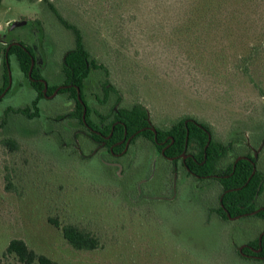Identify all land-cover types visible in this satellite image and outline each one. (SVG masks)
Wrapping results in <instances>:
<instances>
[{"label": "rangeland", "instance_id": "rangeland-1", "mask_svg": "<svg viewBox=\"0 0 264 264\" xmlns=\"http://www.w3.org/2000/svg\"><path fill=\"white\" fill-rule=\"evenodd\" d=\"M49 4L80 30L121 105L143 104L161 129L197 119L215 140L234 144L225 163L246 143L262 144L264 171V0H0V35L7 22L27 20L10 34L29 36L54 84L59 58L75 41ZM7 74L0 99V264H22L4 253L13 238L56 264H264L236 251L264 223L220 218L213 211L218 180L183 170L174 178L142 136L121 169L106 166L113 159L91 152L75 120L50 118L72 109L61 94L39 101L40 118L5 114L36 95L12 56ZM97 81L93 76L91 84ZM65 224L89 232L98 246L75 249L61 233Z\"/></svg>", "mask_w": 264, "mask_h": 264}, {"label": "trees", "instance_id": "trees-1", "mask_svg": "<svg viewBox=\"0 0 264 264\" xmlns=\"http://www.w3.org/2000/svg\"><path fill=\"white\" fill-rule=\"evenodd\" d=\"M50 9L54 12L58 20L68 29L75 37V47L70 50L65 57L64 66L69 82H73L79 88L82 81L88 73V64L94 67L98 66L87 51L80 30L74 25L67 23L57 13L53 5L49 4ZM11 53H15L19 61V66L25 73L28 72L30 61L21 47L13 46ZM33 75V74H32ZM36 89L41 90V84H33ZM71 96L76 100V89L71 88ZM36 108V101L33 102ZM22 112L31 116L29 108L20 109ZM82 108L77 102L74 117L80 121ZM88 114V113H87ZM115 118L119 121L111 131V124L105 126V134L110 135L107 145L123 138L124 131L126 134H134V139L142 136L149 140L158 150L163 146L166 156H178L187 154L189 148L193 149L192 157H187L185 166L189 171L204 177L217 174L215 178L221 187L220 202L224 208H227L230 215H238L244 212H251L255 209L257 196L262 191V175L256 169L251 161L241 158L236 162L221 164L226 157L228 150L233 146L231 142L223 143L212 137L208 138L211 133L209 128L202 122L191 117H182L173 122L167 128H150L147 120V110L141 103H134L130 107H120ZM190 118L192 120H190ZM88 121V119H87ZM6 143H12L10 139ZM230 145V146H228ZM254 161L253 158H251ZM224 165V166H221ZM218 212L223 219H227L222 208L218 207ZM255 217L264 220V209L254 214ZM61 233L66 241L75 249H94L98 246V240L89 232L71 224H65L61 227ZM264 247V235L261 239ZM257 246V238L250 241ZM4 253L13 255L22 264H56L43 254H38L30 249L22 239L13 238L7 244Z\"/></svg>", "mask_w": 264, "mask_h": 264}, {"label": "flooded vegetation", "instance_id": "flooded-vegetation-1", "mask_svg": "<svg viewBox=\"0 0 264 264\" xmlns=\"http://www.w3.org/2000/svg\"><path fill=\"white\" fill-rule=\"evenodd\" d=\"M23 20V19H22ZM9 21L6 23V32L2 35H0V53H1V58H0V99L7 94L8 91V83H9V77L7 74V69H8V64H9V59L12 56L15 58V60L18 63L19 66V61L17 59V56L15 53H11V48L13 46L21 47L22 50L25 52L26 56L28 57L30 61V66L29 70L27 73L21 70L20 66L19 69L23 74V77L27 78V83L30 88H32L35 92L36 95L35 97L31 100L29 105L23 106V107H6L4 109V113L7 114L8 112H14L25 119H37L41 117V111L39 108V101L42 98H53L54 96L61 94L63 96V100L67 102L68 106L70 103H73L72 109H69L66 111V109L63 112H60L58 116L55 117H50L53 120H57L62 123V121H65L67 119L75 120L76 123L81 127L80 129H77V131H81L82 134H84L88 140L92 143L93 148L91 152L93 154L97 153L98 151L102 152L100 153V158L102 160L103 153L109 155L111 157V161H103L106 163V166L108 167H117V169H121L123 166L121 160H125L128 154L130 153L129 151H135V147H137L139 144L137 143L138 139H140L141 136H138L137 138L134 139V134L128 135L126 134V130L124 131L123 138L120 140H117L116 142H113L111 145H107V141L110 139L111 132L109 134H105V126L107 124H111V131L113 130L114 126L119 122L115 116L118 113V110L120 107H130V106H124L121 105V93L116 89L112 84H110L106 78L107 76V70L104 67V64L100 61H97L95 57H93L90 52V59H93L98 66L94 67L91 64H88V73L84 77L82 81V86L79 88L76 84L73 82H69V79L67 78V74L65 71V66H64V60L68 52L74 47L65 51L61 57L59 58L60 61L58 62L57 68H56V73L54 74V84H50L47 79L44 77L45 71H44V63L42 62V54L40 55L35 51V45L34 42L29 40L28 35H24L22 37H13L11 36V31L16 28L9 29L10 26ZM19 27V26H18ZM73 33V32H72ZM74 35V34H73ZM75 41V37H74ZM84 43V41H83ZM59 63H60V68H59ZM33 74V75H32ZM103 76H102V75ZM47 76V75H46ZM53 76V75H52ZM95 76L98 81L97 83H94V86L91 84L92 82V77ZM39 83L41 84V90L39 91L34 87L33 84ZM71 88L76 89V100L71 96ZM36 101V108L33 105V102ZM95 105L92 106L91 102ZM77 102L81 105L82 112H81V117L80 121L78 120L77 117H74V113L77 107ZM102 107L106 108V111H103L101 109ZM24 108H29L30 112L32 113L31 116H28L24 112H22L20 109ZM105 110V109H104ZM88 113V114H87ZM88 119V121H87ZM147 120L149 123L150 128L154 131V126L151 124L149 120V116L147 113ZM190 120H192L190 118ZM171 125V124H170ZM63 132L69 133L68 128L62 127ZM155 132V131H154ZM75 132H73V135ZM144 138V137H143ZM208 138H211V133L208 134ZM147 140V139H146ZM149 141V140H148ZM229 143V142H227ZM62 144L65 145L63 142ZM233 144V143H232ZM230 146V145H228ZM77 147V146H76ZM155 147V146H154ZM166 146H163L161 150L156 149L159 152V156L161 159L166 161L168 164L171 166L172 170V175L175 178V175L177 172L179 173L180 170H183V172L186 174L188 177L193 176L195 178L199 179H204V178H210V179H215V177L218 176L217 174L214 175H209L208 177L200 176L197 175L191 171L188 170V168L185 166V161L187 157H192L193 155V149L189 148L187 154H182L181 157L178 156H166L164 154V149ZM245 149H248L249 151H246L245 149L239 150L238 153H236L232 159L231 162H236L241 158H245L249 161L252 162L254 165V170L258 169V164L260 161L261 157V151H262V144H259L258 146L254 147L250 143H246ZM138 148L136 149V151ZM234 144L233 146L228 150L226 157L229 153L234 152ZM104 151V152H103ZM130 155V154H129ZM225 157V158H226ZM225 158L222 160L221 164H228L231 162H224ZM254 161H252V159ZM122 164V165H121ZM167 164V165H168ZM224 166V165H221ZM121 167V168H120ZM168 170V167H167ZM261 172L262 175V191L261 193L257 196L258 198L261 196V203L260 205H255V209L251 212H244L238 215H230L228 212L227 208H224L223 205L220 202V193L218 196V204L213 211L220 217V213L218 212V207L222 208V211L226 214L227 219L225 220H233L238 217H243V216H254L255 213L258 211L264 209V171L262 169H258ZM167 172V171H166ZM164 185V182L162 184V187ZM220 186V185H219ZM161 187V188H162ZM165 187V186H164ZM221 188V187H220ZM165 188L161 189V193H165L166 191L164 190ZM174 189V184H172V192ZM258 218V217H257ZM223 219V218H222ZM224 220V219H223ZM261 222L264 223V220L259 218ZM264 226V225H263ZM264 235V228L261 230V234L257 237V246H254L250 243L249 240L244 241L241 243L239 246H236V251L237 253L244 258H252V259H263L264 260V247L262 245L261 239L262 236Z\"/></svg>", "mask_w": 264, "mask_h": 264}, {"label": "water", "instance_id": "water-1", "mask_svg": "<svg viewBox=\"0 0 264 264\" xmlns=\"http://www.w3.org/2000/svg\"><path fill=\"white\" fill-rule=\"evenodd\" d=\"M27 23V20H20V21H13L10 22L9 29H12L14 27L22 26Z\"/></svg>", "mask_w": 264, "mask_h": 264}]
</instances>
